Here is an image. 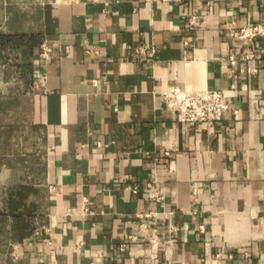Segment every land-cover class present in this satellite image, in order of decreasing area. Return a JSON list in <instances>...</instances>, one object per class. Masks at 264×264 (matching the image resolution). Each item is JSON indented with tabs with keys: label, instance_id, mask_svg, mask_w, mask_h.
<instances>
[{
	"label": "crops",
	"instance_id": "0c3cea01",
	"mask_svg": "<svg viewBox=\"0 0 264 264\" xmlns=\"http://www.w3.org/2000/svg\"><path fill=\"white\" fill-rule=\"evenodd\" d=\"M261 22L264 0H0L26 37L0 49V264H264V36L256 73L228 61ZM167 86L230 108L187 124Z\"/></svg>",
	"mask_w": 264,
	"mask_h": 264
},
{
	"label": "built area",
	"instance_id": "2783aa9c",
	"mask_svg": "<svg viewBox=\"0 0 264 264\" xmlns=\"http://www.w3.org/2000/svg\"><path fill=\"white\" fill-rule=\"evenodd\" d=\"M195 19L192 18L191 24L195 25ZM264 36V22L255 23L245 26L233 27L230 31V37L233 46L243 44L244 50L237 56L234 49L228 56V61L233 68L239 67L242 73L254 74L258 68L245 64L256 58L253 43ZM188 42H185L187 45ZM53 49L44 43L41 47L40 56L49 58ZM137 58H147L154 60L157 54V48L153 44H141L136 46L134 50ZM166 106L172 112L178 114L181 121L194 125L197 123H206L213 127L221 123L226 111L230 108V94L223 89H204L189 90L180 86H167L162 90ZM148 188L150 196L157 201L163 199L155 182H149ZM135 193L139 192L136 185L133 188ZM175 239L171 238L168 242L172 243Z\"/></svg>",
	"mask_w": 264,
	"mask_h": 264
},
{
	"label": "trees",
	"instance_id": "16d2710c",
	"mask_svg": "<svg viewBox=\"0 0 264 264\" xmlns=\"http://www.w3.org/2000/svg\"><path fill=\"white\" fill-rule=\"evenodd\" d=\"M25 36H12L7 34L0 33V49L6 47H13L15 44L19 45L24 42ZM31 40H34V37H30Z\"/></svg>",
	"mask_w": 264,
	"mask_h": 264
}]
</instances>
